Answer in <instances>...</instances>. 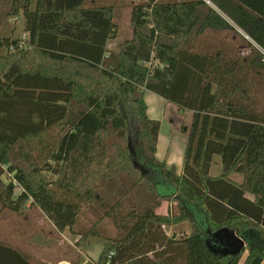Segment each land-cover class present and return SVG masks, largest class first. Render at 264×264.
Here are the masks:
<instances>
[{
  "label": "trees",
  "instance_id": "trees-1",
  "mask_svg": "<svg viewBox=\"0 0 264 264\" xmlns=\"http://www.w3.org/2000/svg\"><path fill=\"white\" fill-rule=\"evenodd\" d=\"M97 1L0 0V216L38 207L62 232L92 213L77 245H101L98 264H261L264 0H211L248 37L206 0L138 1L117 50L116 5ZM19 15L23 48L2 31ZM146 90L193 113L180 173L156 155ZM164 201L176 208L158 213ZM183 222L194 231L167 232ZM223 227L245 241L240 253L209 248ZM0 264L32 263L0 240Z\"/></svg>",
  "mask_w": 264,
  "mask_h": 264
},
{
  "label": "rangeland",
  "instance_id": "rangeland-1",
  "mask_svg": "<svg viewBox=\"0 0 264 264\" xmlns=\"http://www.w3.org/2000/svg\"><path fill=\"white\" fill-rule=\"evenodd\" d=\"M99 4H112L116 5L115 10V22L118 24L119 28V40H124L129 38L131 35V27H130V19H131V0H98ZM25 20L22 15L10 17L5 26L3 27V34L5 36H12L17 38H27V34L24 32ZM243 32V33H242ZM244 31L241 30V34L244 35ZM236 35L232 31H224L222 32L221 42L225 45H235L239 48V53L247 54L249 52L248 47L243 43V39L238 36V40L235 38ZM236 39V40H235ZM116 42L108 43V48L110 50H117L119 44ZM234 41H236L234 43ZM168 103V101H167ZM166 103V104H167ZM175 104L171 103L166 107H160L161 111L163 109V114L165 115L166 121L169 124V133H171L172 140L178 139L177 143H181V141H185L187 134L183 132V126L190 127L192 123L193 113L191 111H178L174 109ZM160 109H158L160 111ZM221 172V164H220V156H215V162L213 163L210 173L211 175H218ZM21 191V187L17 186V192ZM168 204H172L174 208H176L175 203H171L168 201H164L162 205L157 209L158 213H167ZM40 209L37 207L28 209L24 214L18 215L12 213L10 211L4 210L0 216V240L4 243H8L11 246H19L21 249L29 252L32 244L36 243H49L52 244L50 246L44 247L43 249L33 250L36 258L34 263L38 264H47L44 262H52L57 264L55 258L60 256L61 252H68L71 254V258H73L75 263H80L83 257H87L82 255L81 247H79L78 240L81 235L79 231L82 229L88 228L95 220L92 213L86 212V214L81 218V223L76 226L75 231H71L68 228L65 230V236L60 237L59 233L54 229L51 222L44 216L41 217ZM101 228L103 233L108 235H115L116 229L113 223L109 219H105L102 221ZM167 232L172 234L176 232L179 236L183 234H189L194 231V227L189 222H183L178 225H170L166 226ZM57 232L59 235V241L56 242L53 238L58 237L57 233L53 235V231ZM33 239V243L31 242ZM56 242V243H54ZM33 251H30L29 254H32ZM102 251L101 245H93L91 246V250H85V253H89L95 260L100 257V253ZM244 258V257H243ZM242 261L239 264H242ZM87 264H98V261L89 260Z\"/></svg>",
  "mask_w": 264,
  "mask_h": 264
},
{
  "label": "crops",
  "instance_id": "crops-1",
  "mask_svg": "<svg viewBox=\"0 0 264 264\" xmlns=\"http://www.w3.org/2000/svg\"><path fill=\"white\" fill-rule=\"evenodd\" d=\"M138 1H141V0H131V5H130L131 12L133 9V4H135ZM206 1L211 6H213L216 10H218L222 15H224V17L241 33L242 29H240L228 16H226L222 11H220L219 8L211 0H206ZM114 20H115V18H114ZM131 34H132V30H131ZM244 35L246 37H248L245 33H244ZM130 37H131V35H130ZM129 38H126V39H129ZM126 39H124V40H126ZM116 41H117V39L109 40V42H111V43H114ZM119 41H117V43H119ZM145 100H146V103L148 106L147 113H148L149 117L161 121V130H160V134H159V140H158L157 154L156 155L160 160H166V162L169 166L175 165L177 168V171L180 173L182 168H183L186 140L185 141L182 140L181 143H177L178 139L172 140L171 133H169V124L166 121L167 117H165V115L163 114V109H162V111L160 109V107L166 108L170 104V102L167 103V100L164 97H162V96H160V95H158L152 91H149V90L145 91ZM175 107L176 108H174V109H177L176 112L180 111L177 105H175ZM158 109H160V111ZM170 208H172V204H168L167 211H169ZM38 214L41 215V217L42 216L46 217L42 213L41 210H40V213L38 212ZM52 226L54 227L53 224H52ZM54 229L59 233L60 237L65 236L66 231H62V232L58 231L55 227H54ZM57 232L53 231V235ZM58 233H57L58 237H56V238L52 237V239H54L56 242H58L60 240ZM77 240H78V238L76 239V241ZM31 242L33 243V239ZM56 242H54V243H56ZM52 244H49L47 242L46 243L39 242L36 244H32L33 246H31L30 251L37 250V249H43L44 247L48 248V246H50ZM93 245H96V244H93ZM93 245L81 247L80 250H81L82 255L87 256V257L86 258L83 257L81 259L80 263H75L73 258H71V254H68V252H66V251L59 253L60 256L59 257L57 256L55 258L54 262H57V264H87L90 259L93 261H98L99 258L97 260H95L89 253H87V252L85 253V250H87V251H88V249L91 250V246H93ZM14 248L25 253L29 257L30 262L32 264H36V263H34L35 260H38V258H36L37 256H35L36 252L33 251L32 254H29L30 251L27 252L26 250L21 249L19 246H15ZM245 255H244V257H245ZM243 260H244V258H243ZM44 263L54 264L52 262L51 263L50 262H44ZM38 264H40V263H38ZM261 264H264V262H262Z\"/></svg>",
  "mask_w": 264,
  "mask_h": 264
},
{
  "label": "water",
  "instance_id": "water-1",
  "mask_svg": "<svg viewBox=\"0 0 264 264\" xmlns=\"http://www.w3.org/2000/svg\"><path fill=\"white\" fill-rule=\"evenodd\" d=\"M214 237L221 242L219 248L208 242V246L216 253L221 254H237L246 246L245 241L234 231L228 227H223L214 232Z\"/></svg>",
  "mask_w": 264,
  "mask_h": 264
},
{
  "label": "built area",
  "instance_id": "built-area-1",
  "mask_svg": "<svg viewBox=\"0 0 264 264\" xmlns=\"http://www.w3.org/2000/svg\"><path fill=\"white\" fill-rule=\"evenodd\" d=\"M25 38H26V37L22 38V40L20 41V44H19L20 48H23V47L26 46V45H25V42H24V39H25ZM10 49H11V50H14L13 46H11ZM113 253H114V252H111V253L109 254V258L112 256Z\"/></svg>",
  "mask_w": 264,
  "mask_h": 264
}]
</instances>
